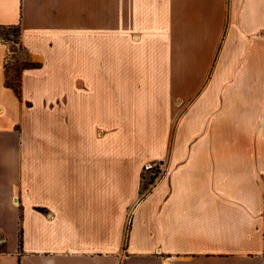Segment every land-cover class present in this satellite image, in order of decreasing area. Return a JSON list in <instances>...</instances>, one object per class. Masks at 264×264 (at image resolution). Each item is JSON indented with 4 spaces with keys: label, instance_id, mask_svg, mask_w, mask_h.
Here are the masks:
<instances>
[{
    "label": "crops",
    "instance_id": "crops-1",
    "mask_svg": "<svg viewBox=\"0 0 264 264\" xmlns=\"http://www.w3.org/2000/svg\"><path fill=\"white\" fill-rule=\"evenodd\" d=\"M213 2L212 58L191 65L174 59L190 0H0L41 63L19 102L0 43V264H264V0ZM140 87L201 90L128 96ZM20 224L21 250L5 237Z\"/></svg>",
    "mask_w": 264,
    "mask_h": 264
},
{
    "label": "rangeland",
    "instance_id": "rangeland-1",
    "mask_svg": "<svg viewBox=\"0 0 264 264\" xmlns=\"http://www.w3.org/2000/svg\"><path fill=\"white\" fill-rule=\"evenodd\" d=\"M194 1H199L198 3H201L200 5L203 7L196 8L193 6ZM214 0H190L191 7L187 8V11H183L179 9V11H176L175 15H179L178 17L175 16V21L178 22L177 29H175L174 32V59L176 62L179 63H189L191 65H200V64H207L210 60L209 58H212L210 53L213 51L211 49H207V46H205V39H203L202 31L201 33L198 32L199 26L201 27L203 23L206 21L214 22V19L216 16H226L223 15V11L225 9L223 7L214 6ZM216 1H222L228 2V0H216ZM206 3H208L206 5ZM183 12V14H181ZM2 26V25H1ZM0 26V43L1 42H10V51L7 54L4 62V68H5V75H6V82L9 84V86L13 88L21 87L22 82V73L25 70L30 69H39L41 68V63L35 59H32L29 57L26 53V51L23 49V47L20 45V30L16 27H1ZM211 37V36H210ZM209 37V38H210ZM212 39L210 38L208 40L209 47L211 46ZM145 44V43H144ZM143 44V45H144ZM165 48V47H164ZM163 48V49H164ZM149 57V56H147ZM147 57H143V61L146 60ZM162 61L161 57L159 59V62ZM37 65L35 68H31L30 66ZM130 74V73H127ZM141 74V78H149V79H157V83L161 84L163 83L162 78H164V73L159 71L149 72V73H139ZM128 80V77L127 79ZM95 87H88V83L81 82L79 80L78 82V93L79 94H90V90L93 88L95 91H91L93 95H102L103 93H106L109 95H117L116 89H110L109 91H105L101 87V82H95ZM10 87V88H11ZM61 90V89H59ZM89 90V91H88ZM121 90V89H120ZM201 88H177L174 87L173 89L170 87L163 89L162 87H140V88H126V91L128 92V96H176L180 94H189L191 98H194L196 96ZM14 91V90H13ZM16 94V93H15ZM17 96V95H16ZM18 97V96H17ZM19 102L21 101V97L18 98ZM264 99V97H263ZM24 111H31L33 110V103L31 101L21 102L20 104ZM132 105V103H127L126 108L127 112L129 111L128 108ZM17 127H20L19 124L16 125ZM163 166L161 164L157 163H148L147 165H144L143 171H142V184H141V192L142 194L147 193L151 186L153 185L155 178L162 172ZM20 228H22V224L19 225ZM19 230V229H18ZM18 231H16V227L12 225L10 226L9 232L6 234V238L8 240L13 241L15 240V236ZM3 234L0 233V246L1 241H3Z\"/></svg>",
    "mask_w": 264,
    "mask_h": 264
},
{
    "label": "trees",
    "instance_id": "trees-1",
    "mask_svg": "<svg viewBox=\"0 0 264 264\" xmlns=\"http://www.w3.org/2000/svg\"><path fill=\"white\" fill-rule=\"evenodd\" d=\"M1 26V25H0ZM1 27H4L3 25ZM6 27H16L17 29L20 30V27L19 26H6ZM37 65H32L30 66L31 68H35ZM7 86H9V84L6 82ZM11 87V86H9ZM12 88V87H11ZM14 92L16 93V95L18 96V98L21 97V87H16V88H13ZM43 210V209H41ZM129 228H130V225L127 226V232L129 231ZM22 228L19 227V230H18V246H19V250L22 249ZM2 252H5V243H2L1 246H0V253Z\"/></svg>",
    "mask_w": 264,
    "mask_h": 264
}]
</instances>
